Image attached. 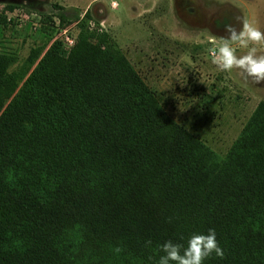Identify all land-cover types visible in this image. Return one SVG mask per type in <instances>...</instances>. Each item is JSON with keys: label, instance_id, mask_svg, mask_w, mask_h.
I'll return each instance as SVG.
<instances>
[{"label": "trees", "instance_id": "16d2710c", "mask_svg": "<svg viewBox=\"0 0 264 264\" xmlns=\"http://www.w3.org/2000/svg\"><path fill=\"white\" fill-rule=\"evenodd\" d=\"M72 50L52 41L21 78L0 53V264H156L209 229L224 256L203 264H264V100L221 157L165 118L106 31L82 24ZM78 156L111 158L93 180Z\"/></svg>", "mask_w": 264, "mask_h": 264}, {"label": "rangeland", "instance_id": "374dc122", "mask_svg": "<svg viewBox=\"0 0 264 264\" xmlns=\"http://www.w3.org/2000/svg\"><path fill=\"white\" fill-rule=\"evenodd\" d=\"M42 1L43 8H33L0 0V53L10 58L8 70L20 78L36 63L35 54L52 41L59 42L62 56L73 57L82 24L102 29L153 94L165 118L221 157L257 102L264 100V82L245 79L239 69L220 71L210 56L212 41L223 42L224 26L239 27L237 18L264 31V0H93L84 8L88 0H77L79 7L63 0ZM66 36L73 39L71 44ZM245 51L238 48L237 55ZM110 158L78 156L72 171L91 168L94 180ZM123 230L117 224L113 231L121 241ZM119 244L123 250L127 246L126 241Z\"/></svg>", "mask_w": 264, "mask_h": 264}, {"label": "clouds", "instance_id": "9594fccd", "mask_svg": "<svg viewBox=\"0 0 264 264\" xmlns=\"http://www.w3.org/2000/svg\"><path fill=\"white\" fill-rule=\"evenodd\" d=\"M237 24L239 27L224 26L227 37L223 42L212 41L215 47L210 49L211 62L220 71L239 69L245 79L251 78L255 84L264 82V31L247 19L237 18ZM238 48L246 51L238 56ZM115 251L119 253L122 249L117 247ZM161 251L164 254L156 264H203L213 253L220 258L224 256L214 229H209L207 234H193L186 246L168 240L161 245Z\"/></svg>", "mask_w": 264, "mask_h": 264}, {"label": "crops", "instance_id": "0c3cea01", "mask_svg": "<svg viewBox=\"0 0 264 264\" xmlns=\"http://www.w3.org/2000/svg\"><path fill=\"white\" fill-rule=\"evenodd\" d=\"M11 2H15L16 3V0H10ZM66 2L67 5H72V6H75V7H79L78 6V1L77 0H63ZM93 0H88L84 6V7H87ZM17 3L18 4H22V3H27V5L29 7H33V8H43V6H45V3L42 1V0H17Z\"/></svg>", "mask_w": 264, "mask_h": 264}, {"label": "built area", "instance_id": "2783aa9c", "mask_svg": "<svg viewBox=\"0 0 264 264\" xmlns=\"http://www.w3.org/2000/svg\"><path fill=\"white\" fill-rule=\"evenodd\" d=\"M7 19H8V17H7ZM66 39H68L69 44H71L73 41V39H69L67 36H66Z\"/></svg>", "mask_w": 264, "mask_h": 264}]
</instances>
